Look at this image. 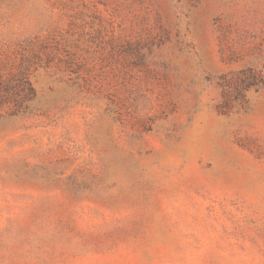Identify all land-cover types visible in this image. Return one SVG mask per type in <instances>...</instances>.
Instances as JSON below:
<instances>
[{
	"label": "rangeland",
	"instance_id": "1",
	"mask_svg": "<svg viewBox=\"0 0 264 264\" xmlns=\"http://www.w3.org/2000/svg\"><path fill=\"white\" fill-rule=\"evenodd\" d=\"M0 264H264V0H0Z\"/></svg>",
	"mask_w": 264,
	"mask_h": 264
}]
</instances>
